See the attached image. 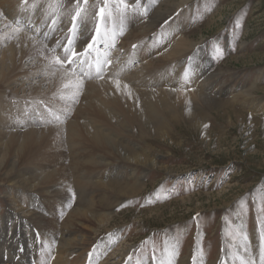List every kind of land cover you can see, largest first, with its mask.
<instances>
[{
  "label": "bare ground",
  "instance_id": "obj_1",
  "mask_svg": "<svg viewBox=\"0 0 264 264\" xmlns=\"http://www.w3.org/2000/svg\"><path fill=\"white\" fill-rule=\"evenodd\" d=\"M94 2L96 0H89V4ZM75 3L76 0H26L23 4L21 0H0V177L5 180L3 186L7 188L5 195L11 210L7 217L21 219L18 227L14 228L13 221L11 227L0 231V234H7L0 237V264H17L26 256L25 248L30 245L34 254H28L27 258L32 257L31 264H86L88 256L90 264H130V252L126 250L121 255L125 260H120V252L131 246L126 245V241L119 242L115 235L99 243L92 255L87 246L91 244L88 241H95L99 232L107 229L117 215L113 210L119 201L81 200V204L67 212L66 221L57 225L46 220L51 218H47V214L51 213L58 220L65 208L57 202L53 210L50 198L70 196L72 187L83 189V192L100 189L109 196L141 194L144 177L134 183H113L104 176L90 178L100 169L107 172L109 165L118 172L138 166L144 170L157 169L160 151L149 139L155 135L162 140L172 138L176 123L182 120H199V125H206V119L201 116L205 107L230 106L253 118H264L261 113L264 97L256 96V82L225 96L217 95L210 85L214 83V89L216 80H221L217 82L221 84L228 75L221 70L208 78L201 74L202 79L198 72L206 68L195 70L194 57H181L197 42L189 33H184L187 24L182 17L188 7L186 0L158 3L154 18L150 19L153 28L149 23L145 27L142 22L147 1L124 0L128 5L125 10L120 0H112L109 18L99 21V42L90 56L81 58L87 62L72 64L66 61L63 67H53V54H41L42 49L29 37L35 36L39 41L43 32H49L44 43L49 49L54 48L56 40L71 27L66 13ZM137 3L138 8L134 7ZM174 11V20L158 26L156 22L161 23ZM53 19L58 21L55 31L51 30ZM93 25L94 22L89 21L81 26L75 51L83 52L91 42L96 34ZM36 28L40 29L39 34L30 30ZM62 43L66 44L67 39ZM166 43L171 44L166 48ZM134 44L136 48L132 47ZM55 55L63 58V48L57 49ZM106 60H111L112 64L105 66L100 78L96 75L98 62ZM80 83L82 90L77 87ZM10 91L17 100H8ZM77 93L74 100L72 97ZM237 104H242V109H238ZM75 156H78L77 161H69ZM72 171H76L73 177ZM27 220H33L41 228L45 225L51 230L66 229L77 234H71L67 240L61 238L62 245L54 242L49 230H35L34 224L28 225ZM256 234L254 228L252 236ZM170 239L163 259L149 264L176 262L177 241ZM16 242L21 244H18L21 250ZM236 249L241 252L239 259L225 250L214 263L207 262L200 251L190 252L182 260L196 255L199 264H243L251 256L259 264L260 254L245 252L243 244Z\"/></svg>",
  "mask_w": 264,
  "mask_h": 264
},
{
  "label": "rangeland",
  "instance_id": "obj_2",
  "mask_svg": "<svg viewBox=\"0 0 264 264\" xmlns=\"http://www.w3.org/2000/svg\"><path fill=\"white\" fill-rule=\"evenodd\" d=\"M144 1H147V6L144 9L146 15L142 14V22L145 27L149 23L153 28L150 19L154 18L160 2L166 0ZM56 5L53 7H57ZM186 5L187 11L182 17L187 24L184 33H189L197 42L181 57H194L195 70L197 67L206 68L204 72L199 71L198 76L202 74L208 78L221 70L228 75L221 84L217 83L221 81L217 79L214 89V83L210 85L214 94L225 96L230 91L256 82V96L264 97V0H186ZM175 15L174 11L172 15L163 18L164 21L156 23L162 26L174 20ZM96 23L99 20L94 22V27ZM149 35L150 33L147 34ZM170 44L166 43L165 47ZM203 76L200 78L203 79ZM6 89L5 87L4 90ZM14 96L10 91L7 98L15 101L17 98ZM237 108L242 109V104H237ZM263 112L261 111L264 117ZM201 116L206 119L204 126L197 123L199 120H182L176 123L171 133L172 138L162 140L155 135L149 139L160 151V166L157 169L144 170L138 166L137 169L118 172L109 165V173L100 169L90 178L104 176L113 183H134L144 177L141 181L145 186L141 194L132 197L109 196L100 189L83 192V189L72 187L70 196L50 198L53 210L57 204H62L65 209L58 220L51 213L47 214V218H51L46 220L61 225L68 218L67 212L79 202L116 200L120 202L113 210L117 215L107 225V229L99 232L95 241H88L91 243L87 245L91 249V255L99 243L102 244L112 235L117 236L119 242L123 240L127 242L126 245L131 246L129 249L126 246L120 252V260H125L121 255L126 250L130 252V264H149L155 259H163L169 238L177 241L174 264H181L185 256L196 251L202 252L206 261L211 263L218 262L219 255L225 250L239 259L241 252L236 246L243 244L245 247L246 243L250 253L260 254V220L264 219V214L260 211L264 209V118L259 120L247 112H237L230 106L216 105L202 109ZM77 159L78 156H75L71 160L69 158V161ZM75 172L72 171V177ZM90 179L88 182H93ZM4 182L0 177V231L11 227L13 221L16 223L14 228L21 224L20 218L7 217L11 210L6 200L7 188L3 186ZM79 193H82V197ZM2 220L6 222L2 223ZM32 221L26 222L28 225L33 223L35 230H49L54 242L59 241L62 245V239L67 240L71 234H77L66 229L51 230L45 225L41 228ZM254 228L257 234L253 237ZM245 234L248 236L247 242L244 240ZM5 235L7 236L2 233L0 237ZM28 242L30 245V240ZM18 244L21 245L19 242L15 243L21 250ZM31 248V245L25 248L26 256L17 264H31L32 257L27 258L28 254H34ZM86 259V264H90V256ZM191 263L199 264L196 255L182 264Z\"/></svg>",
  "mask_w": 264,
  "mask_h": 264
},
{
  "label": "snow or ice",
  "instance_id": "obj_3",
  "mask_svg": "<svg viewBox=\"0 0 264 264\" xmlns=\"http://www.w3.org/2000/svg\"><path fill=\"white\" fill-rule=\"evenodd\" d=\"M22 4L26 3V0H21ZM120 4L123 5L124 9L127 10L128 5L124 3V0H120ZM113 6L112 0H96V2L89 4V0H83L81 3V0H76V3L72 5V7L68 10L66 13L70 17L71 21V27L68 29V33H66L64 36H61L59 39L56 40V44L54 48L49 49L48 45L44 43V40L47 39L50 35L49 32H43L42 33V39L37 41L35 36L29 37V40L36 44L39 49H42L43 52H51L53 54V67L56 65H59L60 67H63V64L67 61L72 64H76L78 61H81L82 57L90 56L93 49H95L96 44L99 42L98 37L101 36L100 32V24H95V35L91 37V42L87 44V46L84 48L83 52H77L74 50V46L77 39V33L80 31L81 26L85 25L89 21H106L109 18L110 14V8ZM138 3L134 7L138 8ZM33 7H36L34 4ZM90 9H98V11H95L94 13H91ZM74 13V14H73ZM83 14V15H82ZM2 15V14H0ZM146 15V13H145ZM58 25V21L56 19L52 20V27L51 30L55 31ZM6 27H11V25H6ZM239 27V25H237ZM31 31H34L36 33H40V29H30ZM16 31H20L19 29H16ZM67 39V43L64 44L62 41ZM133 48H136V45H132ZM63 48V58L59 55H55L57 49ZM45 59H49L48 56H45ZM87 61H81V63H86ZM107 64H112L111 60H106L103 62H98L97 72L96 75L100 77V73L104 71L105 66ZM102 78V77H100ZM79 90L83 89L82 83L77 85ZM77 94L73 95V99H76ZM262 214H264V209L260 210ZM199 214H197L198 216ZM261 229H260V242H261V250H260V256H259V264H264V219L260 220ZM244 240L247 242L248 236L247 234L244 235ZM244 251L248 252L247 243L245 244ZM91 255V254H89ZM243 264H256V260L249 256V258L243 262Z\"/></svg>",
  "mask_w": 264,
  "mask_h": 264
}]
</instances>
